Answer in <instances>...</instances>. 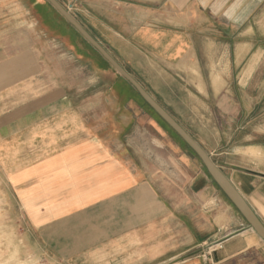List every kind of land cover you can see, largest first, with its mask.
Returning a JSON list of instances; mask_svg holds the SVG:
<instances>
[{
    "label": "crops",
    "instance_id": "1",
    "mask_svg": "<svg viewBox=\"0 0 264 264\" xmlns=\"http://www.w3.org/2000/svg\"><path fill=\"white\" fill-rule=\"evenodd\" d=\"M26 2L0 0V106L41 81L38 52L26 39L27 20L40 7ZM56 2L123 69L111 51L124 60L141 87L135 74L156 75L157 83H173L174 75L191 86L182 95L198 102L193 115L202 123L214 120L202 103L212 101L230 123L264 118V0ZM96 102L49 91L41 104L0 114L7 119L0 124L2 177L31 227L46 230L49 260H85L97 250L112 264H264V242L186 146L199 166L187 186L180 179L171 185L138 147L142 115L129 107L106 116ZM257 124L264 140V121ZM182 128L222 171L213 157L223 154ZM172 149L181 163L191 160ZM242 149L264 156L263 142ZM249 173L223 174L264 226V173Z\"/></svg>",
    "mask_w": 264,
    "mask_h": 264
},
{
    "label": "rangeland",
    "instance_id": "2",
    "mask_svg": "<svg viewBox=\"0 0 264 264\" xmlns=\"http://www.w3.org/2000/svg\"><path fill=\"white\" fill-rule=\"evenodd\" d=\"M26 1V3L30 2L40 7L33 15L34 17L27 20L26 28H29V31L27 29L26 39L28 43H34L36 52H38V59L43 67L42 77L40 83L32 85L30 82L26 85L19 98L8 99L7 103L2 104L0 114L8 112L9 108L17 104L25 103L29 107L41 104L49 91L57 96L64 95L83 101L88 99L89 103L94 104L99 99L101 100L99 109L104 110L106 116L112 110L117 109L124 114V109L128 110L130 107L134 111L129 112L143 117L139 121L141 134L136 137L140 143L138 147L144 153L143 159L151 162L158 173H161L160 176H166L173 182L166 180L165 177L164 179L169 184L176 186L177 179H180L179 182L187 186L193 177V165L199 166L194 155L166 127L154 121H147L146 114L153 115L137 99L129 85L123 79L118 78L112 70L104 68L97 56L91 52L87 53L74 34L65 28L62 21L44 3V0ZM68 12L79 24L81 23L74 11L68 10ZM103 45L106 49H110L105 43ZM111 54L117 57L128 74L131 73L124 60L118 58L112 51ZM142 76L144 75L135 74L134 77L142 82V87L155 97L156 101L163 105L192 137L206 149L209 150L208 147L217 148V153L223 154L222 157H213L223 173L227 175H231V171L246 174H250L249 171L264 173V156L261 157L256 153L247 154V151L242 149L257 143H264V140L257 137L259 127L257 123L264 121V118H249L248 126H246L247 121L243 125L235 120L230 123L226 117H222L221 102L212 101L202 103L212 111L214 120L210 118L209 123H202V119L193 115L198 102L186 100L184 94L182 95L184 88L193 93L191 86L178 81L179 79L174 75L175 82L173 83L164 80L161 81L163 83H157L160 82V78L158 79L156 75H145L148 84L144 82ZM7 95L5 92L1 96L7 97ZM76 103L80 104L79 101ZM6 120V116L0 115V124ZM212 127L216 128L218 133L213 132ZM166 140H169L170 145H166ZM173 144L191 160L185 158L184 163H181L173 153ZM234 152L240 154L236 155ZM248 155L250 157L245 158ZM1 165L0 161V264H55L48 258L52 250L48 245L46 230L32 228L27 216L23 217V214L19 212L15 199L5 185ZM200 171L203 175L207 174L203 166L200 167ZM98 262L99 264H112L110 261L104 262L103 251L100 252L98 258L97 250L88 254V259L63 264H97ZM58 264L62 263L58 262Z\"/></svg>",
    "mask_w": 264,
    "mask_h": 264
},
{
    "label": "water",
    "instance_id": "3",
    "mask_svg": "<svg viewBox=\"0 0 264 264\" xmlns=\"http://www.w3.org/2000/svg\"><path fill=\"white\" fill-rule=\"evenodd\" d=\"M56 12L89 44L139 95L141 100L163 121L173 133L196 156L208 176L238 211L247 225L264 242V226L250 209L246 201L233 187L220 169L211 161L204 150L184 131V129L83 29V27L56 0H45Z\"/></svg>",
    "mask_w": 264,
    "mask_h": 264
},
{
    "label": "trees",
    "instance_id": "4",
    "mask_svg": "<svg viewBox=\"0 0 264 264\" xmlns=\"http://www.w3.org/2000/svg\"><path fill=\"white\" fill-rule=\"evenodd\" d=\"M45 1V0H44ZM46 5H48L50 7V9L52 10V12L54 13V15H56V17L62 21V23L64 24L65 28H67L70 32H72L74 34V36L77 38L78 42H80L81 46L85 49V51L87 53L91 52L93 55L97 56L98 59L101 61V64L103 65V67L105 68H109L110 70H112L118 78L122 79L116 72L115 70L89 45L87 44V42H85V40H83V38L69 25L67 24L63 18H61L57 12L45 1L44 2ZM127 83V82H125ZM128 84V83H127ZM129 85V84H128ZM129 87L132 89V91L135 93V96L137 97V99H139L142 104L152 113L153 117L156 119L157 123L163 125L164 127H166L171 133H173V131L170 130V128L163 122L161 121L156 115L155 113L141 100V98L139 97V95L133 90V88L129 85ZM178 139L179 137L173 133ZM180 140V139H179ZM180 142L185 145L181 140ZM186 146V145H185ZM187 147V146H186Z\"/></svg>",
    "mask_w": 264,
    "mask_h": 264
}]
</instances>
